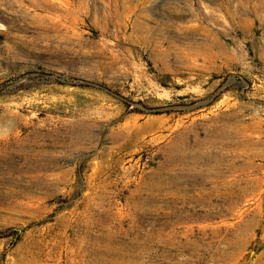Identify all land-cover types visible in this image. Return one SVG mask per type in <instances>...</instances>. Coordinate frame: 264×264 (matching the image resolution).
<instances>
[{"label":"rangeland","instance_id":"rangeland-1","mask_svg":"<svg viewBox=\"0 0 264 264\" xmlns=\"http://www.w3.org/2000/svg\"><path fill=\"white\" fill-rule=\"evenodd\" d=\"M0 264H264V0H0Z\"/></svg>","mask_w":264,"mask_h":264},{"label":"trees","instance_id":"trees-1","mask_svg":"<svg viewBox=\"0 0 264 264\" xmlns=\"http://www.w3.org/2000/svg\"><path fill=\"white\" fill-rule=\"evenodd\" d=\"M40 70L43 71V72H48L49 69L41 67ZM3 232H5L6 234H11L12 233V234H15V236H19V232H17L16 229L6 228V229H4Z\"/></svg>","mask_w":264,"mask_h":264}]
</instances>
